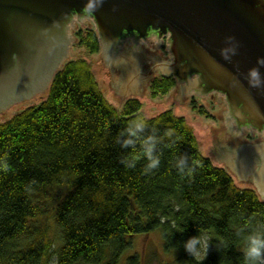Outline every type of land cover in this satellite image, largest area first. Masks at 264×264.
<instances>
[{"label":"trees","instance_id":"trees-1","mask_svg":"<svg viewBox=\"0 0 264 264\" xmlns=\"http://www.w3.org/2000/svg\"><path fill=\"white\" fill-rule=\"evenodd\" d=\"M73 35L88 53L99 51L92 25ZM174 84L161 74L149 82L153 94ZM140 104L130 96L118 111L80 56L54 72L38 104L0 121V162L8 164L0 167V264H119L131 235L155 228L180 264H246L247 236L264 234V199L200 151L183 116L169 108L146 116ZM141 120L142 138L158 140L160 164L150 171L140 141L121 147ZM181 156L191 174L178 171ZM133 158L132 168L121 162ZM196 235L211 240L202 261L183 247ZM126 264H138L137 255Z\"/></svg>","mask_w":264,"mask_h":264},{"label":"water","instance_id":"water-1","mask_svg":"<svg viewBox=\"0 0 264 264\" xmlns=\"http://www.w3.org/2000/svg\"><path fill=\"white\" fill-rule=\"evenodd\" d=\"M75 20L93 23L111 98L139 96L152 48L140 42L165 36L167 59L146 74L156 67L185 95L224 96L219 125L197 120L204 145L219 157L238 149L225 167L250 174L264 199V0H0V108L48 86ZM234 124L263 140H238Z\"/></svg>","mask_w":264,"mask_h":264},{"label":"rangeland","instance_id":"rangeland-1","mask_svg":"<svg viewBox=\"0 0 264 264\" xmlns=\"http://www.w3.org/2000/svg\"><path fill=\"white\" fill-rule=\"evenodd\" d=\"M82 24L93 26V23L90 20L83 21ZM97 55L98 51L95 53H88L83 46L76 43L74 38L69 46L68 57L65 60L80 56L86 58L103 95L116 107L118 111H121L123 108V101L127 97H110L100 59H95ZM152 69L153 71L158 70L156 67ZM149 82L150 81H148V79L145 80L139 96H135L139 98L141 102L139 110L142 112V114L149 116L163 109L169 108L174 113L183 116L185 121L191 126L197 138L200 151L203 154L209 156L215 164L223 165L220 157L205 147L200 131V128H205V124L197 122V120L219 125L217 111H225L224 96L217 94L216 92L203 96L199 94L185 95L182 90H176V84H174L166 92H158L153 94L151 92ZM46 91L47 86L42 90L34 92L27 98H22L8 106L1 107L0 121L10 117L13 113L26 105L38 104L46 95ZM238 140H242V138L238 137ZM233 178L235 182L241 186H253L250 181L246 180L247 178H237V176H233ZM49 232L50 236L55 239L54 241H57L56 239L58 233L56 228L51 226ZM131 241V246L122 252L119 258V264H126V257L133 254L137 255L138 264H180L177 261L176 249L164 248L158 228L150 230L146 233H134L131 235ZM210 250L211 246H209L208 252Z\"/></svg>","mask_w":264,"mask_h":264},{"label":"clouds","instance_id":"clouds-1","mask_svg":"<svg viewBox=\"0 0 264 264\" xmlns=\"http://www.w3.org/2000/svg\"><path fill=\"white\" fill-rule=\"evenodd\" d=\"M145 132V123L141 121L134 122L127 128V135L121 142L123 148H134L137 141H140L141 155L148 163L146 171L158 168L160 164L159 155L156 154L158 140L155 135H148L142 138ZM123 135V133L121 134ZM126 167L132 168L135 166V158L124 159L121 161ZM0 167L3 170H8L6 162H0ZM176 167L181 174L188 170L191 174L192 169L189 168L185 157L181 156L176 162ZM211 240L206 236H192L183 242L185 252L197 261H202L206 258ZM243 255L246 264H264V234H250L247 236V245L243 250Z\"/></svg>","mask_w":264,"mask_h":264},{"label":"flooded vegetation","instance_id":"flooded-vegetation-1","mask_svg":"<svg viewBox=\"0 0 264 264\" xmlns=\"http://www.w3.org/2000/svg\"><path fill=\"white\" fill-rule=\"evenodd\" d=\"M87 21V20H84ZM83 23V22H82ZM81 22L75 20L74 21V25L71 26V33L73 34L74 29L77 27V25H82ZM74 36V35H73ZM131 39H128L127 41L130 43ZM151 41L152 43V48L151 51L149 52V57L151 59V61H148V65L144 67L143 69V73H144V77H146L144 80L150 81L154 76H156L155 74H160L159 70H155L153 71L151 74L147 75L146 73L148 72L149 68L151 67L152 64H155L156 62L160 61L161 59H167V50H166V42H165V36L161 37V38H153V37H148L145 40H142L140 43H145L148 41ZM127 41L125 43H127ZM132 42V41H131ZM215 92H211L209 94H213ZM193 95V94H191ZM217 95V94H216ZM217 97V96H216ZM235 126V124H234ZM233 133L242 138L243 142L245 143H249V142H258L263 140V135L255 130H249L245 127L242 128H237L235 126V128L232 129ZM237 150H232L228 151V153H222L220 156V160H222L223 166L225 167H229L228 164H230L231 161H233V159L235 158L234 155L237 153ZM247 181H250L252 183V178L250 176V174H247Z\"/></svg>","mask_w":264,"mask_h":264}]
</instances>
